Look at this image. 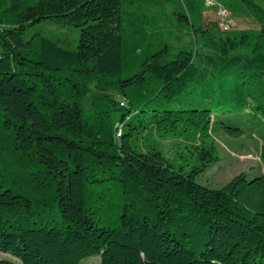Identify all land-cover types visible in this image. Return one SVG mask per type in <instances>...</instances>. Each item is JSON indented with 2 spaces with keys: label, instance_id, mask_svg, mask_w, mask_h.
<instances>
[{
  "label": "trees",
  "instance_id": "trees-1",
  "mask_svg": "<svg viewBox=\"0 0 264 264\" xmlns=\"http://www.w3.org/2000/svg\"><path fill=\"white\" fill-rule=\"evenodd\" d=\"M210 1L260 27L222 31L209 0H0V250L17 259L0 264H264V173L199 183L214 111L161 108L230 66L264 85V0ZM46 22L78 28L74 46L27 36ZM150 129L193 133L200 164L143 149Z\"/></svg>",
  "mask_w": 264,
  "mask_h": 264
},
{
  "label": "rangeland",
  "instance_id": "rangeland-1",
  "mask_svg": "<svg viewBox=\"0 0 264 264\" xmlns=\"http://www.w3.org/2000/svg\"><path fill=\"white\" fill-rule=\"evenodd\" d=\"M220 7V4L208 3L205 19L208 22L223 21L222 26L219 24L222 31L260 27L252 17L233 16L224 9L220 10ZM38 30L68 47H73L79 37L78 28L70 24L54 22L31 27L27 36ZM173 43L177 47H196L197 45L200 51L207 52L201 48V38L195 41L192 37H185L183 42L174 41ZM239 52L251 55L248 50L242 49L232 52L230 56L237 55ZM228 68L221 72L211 71L207 76L198 74L197 80L184 93L175 96L174 99L166 100L161 106V108L173 109L209 107L214 111L210 136L215 143L219 159L196 178L199 183L210 188H222L241 172L248 173L249 177L264 173V162L261 160L264 115L256 112L253 107L258 95L264 92L263 81H257V83L256 80L253 81L248 76L238 73L239 69L231 66ZM92 90L97 92L94 86ZM117 97L122 100L119 96ZM87 104H90V97L87 99ZM242 104L246 105V109L241 107ZM225 125L239 127L242 133L231 135L224 129ZM200 142L193 133L162 132L156 129L148 130L139 140L143 149L156 147L176 169L182 168L185 172L200 164L198 150L194 147ZM0 259L17 261L12 255L1 250ZM100 263L101 257L94 255L83 259L80 264Z\"/></svg>",
  "mask_w": 264,
  "mask_h": 264
},
{
  "label": "built area",
  "instance_id": "built-area-1",
  "mask_svg": "<svg viewBox=\"0 0 264 264\" xmlns=\"http://www.w3.org/2000/svg\"><path fill=\"white\" fill-rule=\"evenodd\" d=\"M209 3H211L210 0H209ZM221 9H224V11L229 12V11H228L227 9H225L223 6L220 7V10H221ZM220 10H219V11H220ZM221 20H222V19H221ZM219 24H220V26H222V25H223V21H222V22L219 21Z\"/></svg>",
  "mask_w": 264,
  "mask_h": 264
}]
</instances>
